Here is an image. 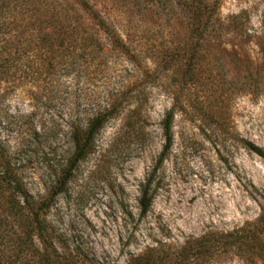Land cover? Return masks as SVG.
I'll return each instance as SVG.
<instances>
[{
	"label": "rangeland",
	"instance_id": "1",
	"mask_svg": "<svg viewBox=\"0 0 264 264\" xmlns=\"http://www.w3.org/2000/svg\"><path fill=\"white\" fill-rule=\"evenodd\" d=\"M92 2L103 8V0ZM146 2L109 6L140 63L103 33V53L61 77V98L49 111L33 110L18 91L5 99L0 145L34 197L46 195L70 154L71 115L104 107L108 97L122 101L47 211L48 235L33 241L42 255L45 246L51 251L40 264H134L139 254L168 264H264V158L244 143L264 148V0H222L223 17L247 12L248 36L209 42V59L192 78L185 64L152 73L161 68L163 41L174 44L178 33L163 1L156 14ZM250 71L256 89L247 84ZM135 103L138 111H127ZM167 110L172 146L140 215V186L161 152Z\"/></svg>",
	"mask_w": 264,
	"mask_h": 264
},
{
	"label": "trees",
	"instance_id": "2",
	"mask_svg": "<svg viewBox=\"0 0 264 264\" xmlns=\"http://www.w3.org/2000/svg\"><path fill=\"white\" fill-rule=\"evenodd\" d=\"M120 1L128 6L142 2ZM160 1L171 11L169 28L176 30L178 37L174 44L168 39L163 41L161 68L153 66L152 73L158 69L178 70L185 64L192 78L194 67L200 65L202 59H209L205 54L209 42L222 45L238 38L241 43L248 36L247 12L223 17L219 12L222 0H147L143 9L156 14ZM112 2L103 0L100 9L92 0H0V119L7 117L4 102L15 91L30 99L33 110L49 111L61 98V77L67 76L81 62H94L103 53V33L110 35L106 38L109 46L141 62L140 51L133 50L123 37L119 22L109 8ZM252 72L248 74L247 84L256 89L258 75ZM143 90L140 86L137 96ZM110 100L108 97L104 107L80 116L73 114L68 119L66 133L71 151L44 197L30 193L18 168L0 145V264H40L49 260L51 251H46L47 246L43 247L45 254L42 255L33 241H45L48 235L46 213L54 198L64 190L77 163L92 152L96 136L107 121L123 108L122 101ZM133 101L130 102L134 104ZM138 109L136 103L132 108L127 107L130 112ZM172 120L173 112L167 110L161 120L164 138L161 152L140 186V215L147 213L155 197L154 176L173 142ZM244 143L264 158L263 147L251 141ZM53 260L59 264L57 258ZM169 261L163 256L139 254L134 264H168Z\"/></svg>",
	"mask_w": 264,
	"mask_h": 264
}]
</instances>
